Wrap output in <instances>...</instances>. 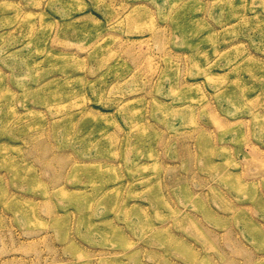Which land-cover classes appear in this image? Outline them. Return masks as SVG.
I'll return each mask as SVG.
<instances>
[{
  "label": "rangeland",
  "instance_id": "1",
  "mask_svg": "<svg viewBox=\"0 0 264 264\" xmlns=\"http://www.w3.org/2000/svg\"><path fill=\"white\" fill-rule=\"evenodd\" d=\"M0 264H264V0H0Z\"/></svg>",
  "mask_w": 264,
  "mask_h": 264
}]
</instances>
